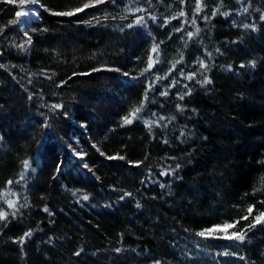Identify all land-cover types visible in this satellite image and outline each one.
I'll return each instance as SVG.
<instances>
[{
    "label": "trees",
    "instance_id": "obj_1",
    "mask_svg": "<svg viewBox=\"0 0 264 264\" xmlns=\"http://www.w3.org/2000/svg\"><path fill=\"white\" fill-rule=\"evenodd\" d=\"M87 2L21 8L0 0V209L13 211L6 200L18 208L0 222V264H264V226L244 242L196 235L246 215L250 204L253 216L264 211V0H205L199 16L196 0H116L52 14ZM135 7L148 12L127 11ZM181 8L186 16L165 26ZM217 8L229 15L212 16ZM22 10L39 18L10 23ZM141 15L145 25L126 27ZM193 18L200 32L188 40L175 29L195 31ZM25 31L32 44L22 51L14 45ZM153 44L159 63L145 72ZM180 69L197 76L184 79ZM205 75L211 84L197 82ZM125 192L131 196L120 199ZM27 231L31 237L17 243Z\"/></svg>",
    "mask_w": 264,
    "mask_h": 264
},
{
    "label": "snow or ice",
    "instance_id": "obj_2",
    "mask_svg": "<svg viewBox=\"0 0 264 264\" xmlns=\"http://www.w3.org/2000/svg\"><path fill=\"white\" fill-rule=\"evenodd\" d=\"M9 2L14 3V4H18L21 8H23L25 5H28V4H33V5L40 4V0H9ZM101 3H113V4H115L116 0H88V2L84 3L81 8H76L73 11H68V12H54L52 14L53 15H59V16H71V15H75L78 12L83 11L84 9H87L90 7H95L96 5L101 4ZM180 3L183 4L184 0H180ZM149 6H151V0H149ZM206 6L207 5L205 3V0H196L195 9H194L195 16H199L200 13L203 11V9ZM41 7H43V5H41ZM45 10L47 11L48 9L45 8ZM248 10L249 9L247 7L243 8V12H248ZM127 11H129L133 14H135V13H147L148 9L142 8V7H135V8H129V9H127ZM218 14L223 15V16L229 15V13H227V12H220L219 8L212 11V16H216ZM28 15L39 18V12L38 11L22 10V11L16 12L17 20H12V21H10V23L16 24L19 22V18L24 17V16H28ZM185 16H186V13L183 10V8H181V10L176 13V15H174L170 18H166L164 21V25L166 26L168 23H170V20L180 19V18L185 17ZM126 18H127L126 16L121 17V19H126ZM147 18L151 19L153 22H155L157 20V17L155 15H152L151 13L148 14ZM204 19L208 20V19H210V17L205 16ZM260 19L264 20V12H262L260 14ZM89 23H91V21H89ZM145 23H146V18H145V16L141 15V16H137L135 21L133 23L127 24L126 27L127 28H133L137 25H145ZM191 25L195 28V31H187L183 24L181 25L180 28L175 29V31L176 32H183L187 36L188 40H192V39H194V37H196L199 34L200 28L195 27L196 26V19L195 18H193L191 20ZM242 27L244 29L251 28L253 31L256 30L255 24H243ZM35 30L36 29H33V31H35ZM40 30L41 31H47V29H40ZM2 31H3V29H0V32H2ZM24 35L26 37L24 43L14 45L15 47L19 48L22 51L25 50L27 45L32 44V37L28 34V31H25ZM160 43H163V41H161ZM185 44H187V41H185ZM151 52H152V55H150L148 58V66H147V68H145V70H144L145 72H148L149 70H151L153 68L154 64L159 63L160 45L159 44H153ZM217 52H219V49H217ZM206 56L208 59H211L212 53H210V52L206 53ZM183 59H184V57H183V55H181L180 59L175 61L172 64V67L169 69V73H171L176 68V65L181 63L183 61ZM196 63L199 65L200 70H203L204 72L208 71L209 66H208V63L206 62L205 59L198 58ZM252 64H253V66H255V62H252ZM243 66L244 65H241V67H243ZM180 72H181V75L184 76V79H187V80H193L197 76V71H192L191 73H188L187 75H185L183 69H180ZM47 78L51 79V77H47ZM164 78L165 77H157V80L164 79ZM197 82L201 83L202 85L212 83V81L206 75L204 76L202 81H197ZM154 83L155 82L150 83L148 88L146 89L145 100H147V93H148V91L151 90ZM176 83H178V81L174 80L172 85H170V87H174L176 85ZM185 87H187V85ZM190 94H191V89L189 88V90L187 92H185L183 95L179 96V99L183 100L186 95H190ZM161 95L167 96L168 92L167 91L162 92ZM51 108L55 109V110H59L62 108V105L61 104H53V105H51ZM143 108H144V103L141 102L139 107L135 108L129 114V116L124 118V124L125 125L131 124L134 119H137L138 114L143 110ZM176 108H177V111H183L182 106L179 104L176 105ZM153 115H156V114L154 113ZM158 119H159V121H163L166 119V117L160 116ZM167 119H169V122H170L171 120H174L175 117L173 116V117H170ZM153 124L160 126L157 121H153V120L145 121V125L149 128H151ZM46 126H48V125H46ZM164 126L166 127V125H164ZM183 135H184V132L182 131L181 136H183ZM165 143H167V141H165ZM101 155H103V153H101ZM108 159H110V160L121 159L122 160V159H124V157L123 156H110V157H108ZM23 165H24L25 171H27L30 167L28 160H25L23 162ZM85 167H87V165H85ZM176 167L179 168V165H177ZM33 171H34V169H33ZM172 171L174 172L175 169H173ZM164 174H167V173H165V172L161 173V175H164ZM20 176H21V179H23L24 172H21ZM8 183L13 184V183H16V181L10 180V181H8ZM161 187H163V185H161ZM73 195H75V193H73ZM126 196H131V193L125 192L124 196L120 197V199H123ZM88 198L89 197L87 195H84L82 197L83 200H87ZM5 202L8 204L9 208L13 209V211L11 213H9V212L4 211L3 209H0V222L7 221L10 215L15 216L17 214V211H18L17 202L12 201V200H6ZM261 203H264V201H261ZM25 206H27V205L26 204L20 205V207H25ZM139 206L140 205L137 204V207H139ZM44 211L47 212L49 215H52V213L49 211L48 208H45ZM253 211H254V206L250 204L248 206V208L246 209V213H247L246 215H243V216L239 217L238 219H236L232 222H225L222 227L216 226L213 228L205 229L203 231L196 233V235H198L204 239L213 238V239H225V240H229V241L244 242L246 240V238L248 237V234L250 232H252L253 229H255L258 225L264 226V211H259L258 214L255 216H253ZM242 220H247L249 222L244 227L238 228V230L231 232V234H228V232L225 231L226 229H236ZM218 231L224 232V235L223 236L214 235V233H216ZM31 235H32L31 231H27L23 234V236L19 237L16 242L23 245L25 243L26 239L30 238ZM116 251L119 252V251H121V249L117 248ZM74 255L78 256V255H80V252L78 251V252L74 253ZM220 255H233V253L223 252V253H220ZM241 259H243V257H241ZM156 264H159V261H157Z\"/></svg>",
    "mask_w": 264,
    "mask_h": 264
}]
</instances>
